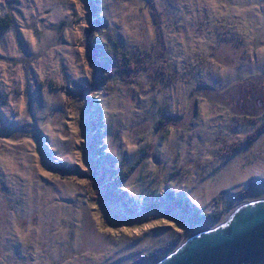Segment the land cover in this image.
I'll return each instance as SVG.
<instances>
[{"label": "rangeland", "instance_id": "1", "mask_svg": "<svg viewBox=\"0 0 264 264\" xmlns=\"http://www.w3.org/2000/svg\"><path fill=\"white\" fill-rule=\"evenodd\" d=\"M5 15L0 264H129L168 244L159 259L264 198V0H0ZM92 36L134 71L99 68ZM168 191L218 218L189 227Z\"/></svg>", "mask_w": 264, "mask_h": 264}, {"label": "water", "instance_id": "2", "mask_svg": "<svg viewBox=\"0 0 264 264\" xmlns=\"http://www.w3.org/2000/svg\"><path fill=\"white\" fill-rule=\"evenodd\" d=\"M227 214L190 232L151 264H264V198L240 203Z\"/></svg>", "mask_w": 264, "mask_h": 264}, {"label": "trees", "instance_id": "3", "mask_svg": "<svg viewBox=\"0 0 264 264\" xmlns=\"http://www.w3.org/2000/svg\"><path fill=\"white\" fill-rule=\"evenodd\" d=\"M10 20L11 19L9 15L0 17V30L7 28L10 25ZM81 45L85 47L86 51L91 53L92 59L96 61L99 68L102 69L105 67H111L112 70L119 71L124 77L132 72L133 69L131 68V61L129 60V57L122 51L118 43L113 42L112 44H106L105 42L97 40L94 36H92L90 39L88 38L82 40ZM161 54L162 49L158 51L157 55L161 56ZM161 73V77H163L164 72L162 71ZM103 82L104 78L98 75L96 77V85L100 87ZM140 160L141 157H139L138 161ZM134 164L130 165L128 170H121L116 175V177H112V180L109 182V187L111 188H107V190H109L107 195L113 193L114 188L118 187L120 189V184L128 176L130 169L134 167ZM166 196L168 200H166L167 202L165 209H167V211H170L173 208H177L178 210L182 211L185 215V221L189 227H194L195 225L199 224H207L218 218L217 213H201L196 208L192 207L188 200L177 199L176 196L170 191L166 192ZM117 198L121 199V197ZM157 201H160V199L158 198ZM151 207L155 209L154 205H151ZM167 245L168 244L152 248V250L148 254L139 256L134 261H132V263L129 264H147L151 260L157 259L159 255L165 253L167 251Z\"/></svg>", "mask_w": 264, "mask_h": 264}, {"label": "bare ground", "instance_id": "4", "mask_svg": "<svg viewBox=\"0 0 264 264\" xmlns=\"http://www.w3.org/2000/svg\"><path fill=\"white\" fill-rule=\"evenodd\" d=\"M228 215V214H227ZM227 215L223 218V219H221V220H224L226 217H227Z\"/></svg>", "mask_w": 264, "mask_h": 264}]
</instances>
